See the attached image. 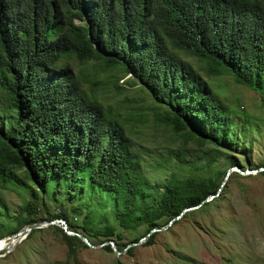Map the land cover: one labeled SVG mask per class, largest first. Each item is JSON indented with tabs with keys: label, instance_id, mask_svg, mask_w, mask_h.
<instances>
[{
	"label": "trees",
	"instance_id": "obj_1",
	"mask_svg": "<svg viewBox=\"0 0 264 264\" xmlns=\"http://www.w3.org/2000/svg\"><path fill=\"white\" fill-rule=\"evenodd\" d=\"M185 54L205 64L207 74H231L264 94V0H0V186L20 185L32 213L11 234L37 223L46 195L59 203L57 216L70 230L91 241L89 214L82 232L69 206L78 200L88 209L101 193L115 222L130 231L143 227L147 245L157 236L152 230L176 222L186 208L208 205L219 188L214 177L173 175L151 194L125 125L88 93L69 63L123 70L165 108L162 121L174 132L235 150L238 124ZM226 160L241 165L233 154ZM60 231L70 258L89 247ZM96 234L119 249L114 224ZM5 235L0 225V239ZM104 248L113 251L111 244Z\"/></svg>",
	"mask_w": 264,
	"mask_h": 264
},
{
	"label": "rangeland",
	"instance_id": "obj_2",
	"mask_svg": "<svg viewBox=\"0 0 264 264\" xmlns=\"http://www.w3.org/2000/svg\"><path fill=\"white\" fill-rule=\"evenodd\" d=\"M183 57L209 82L238 124L233 131L239 139L235 150L219 149L210 143L201 146L184 132H174L162 121L165 108L123 70H105L95 61L81 64L76 58L69 63L84 76L88 93L125 125L150 180L151 194L161 191L173 175L214 177L219 188L213 198H207L208 205L183 212L176 222L169 221L158 231L154 243L147 245L143 227L130 231L115 222L109 215L111 208L100 199L101 193L93 197L88 209L75 200L69 206L70 219L74 227L85 232V216L89 214L86 233L93 244L103 243L105 238L96 232L109 223L122 235V239L112 237L120 244V251L125 250L123 244L130 246L139 239L131 246L132 254L126 251L118 256L105 250V246H80L75 259L68 256V245L60 231L74 228L60 221V205L49 195L34 216L42 226L30 231L12 249L7 246L16 221L32 218V213L26 209L29 195L20 185L0 186V225L6 233L0 239V264H264V171L258 170L264 167V94L251 84L238 83L231 74H207L205 64L188 54ZM226 154L240 160L239 170L232 169L237 166L228 164ZM17 171L22 174V169ZM224 172L231 177L224 179ZM63 197L64 194L59 198Z\"/></svg>",
	"mask_w": 264,
	"mask_h": 264
},
{
	"label": "water",
	"instance_id": "obj_3",
	"mask_svg": "<svg viewBox=\"0 0 264 264\" xmlns=\"http://www.w3.org/2000/svg\"><path fill=\"white\" fill-rule=\"evenodd\" d=\"M233 170H239V167L237 166V167H233L232 168ZM259 171H264V167H261V168H259L258 169ZM230 176V174H228L227 176H226V179H228V177ZM211 198H213V195L210 197V199ZM209 199H206L205 201H208ZM202 204L203 203H201V204H199V205H197V206H193V207H189V208H186L183 212L185 213V212H187V211H189V210H193V209H197V208H199V207H201L202 206ZM178 218H180V216H178L176 219H178ZM60 221H62V222H64L65 223V221L63 220V219H60ZM48 224H52V222H48ZM42 226V224H40V223H36V224H32L30 227H24V228H22L19 232H17V233H15V234H13L12 236H10V238H12V240L14 241L15 239H22V237H26L28 234H29V232L30 231H32L33 229H36V228H40ZM65 231H66V233L67 234H69V235H78L89 247H93V248H96V247H103V246H105V244L106 243H102V244H99V245H95V244H93L86 236H84V235H82V234H80V233H77V232H75V231H72V230H67L66 229V227H65V229H64ZM161 229H154V230H152V232H157V231H160ZM109 243L112 245V248H113V251L119 256V255H121V254H123L124 252H126L127 251V249L129 248V247H131V246H134V245H136V244H138V242H135V243H132V244H130V246H128L127 248H125V250H123V251H120L118 248H117V246H116V244H115V242L114 241H109ZM17 245V244H16ZM15 245V246H16Z\"/></svg>",
	"mask_w": 264,
	"mask_h": 264
},
{
	"label": "bare ground",
	"instance_id": "obj_4",
	"mask_svg": "<svg viewBox=\"0 0 264 264\" xmlns=\"http://www.w3.org/2000/svg\"><path fill=\"white\" fill-rule=\"evenodd\" d=\"M24 238H25V236L22 237V239H17V240L15 239L14 242H13L12 238H9L10 240H9V243H7V246L10 245V248L12 249L13 247H15L16 244L21 242Z\"/></svg>",
	"mask_w": 264,
	"mask_h": 264
}]
</instances>
